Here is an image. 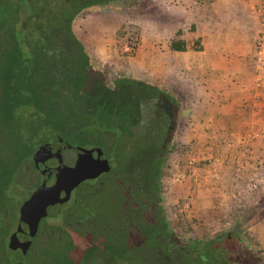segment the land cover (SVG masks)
Listing matches in <instances>:
<instances>
[{
  "label": "rangeland",
  "instance_id": "1",
  "mask_svg": "<svg viewBox=\"0 0 264 264\" xmlns=\"http://www.w3.org/2000/svg\"><path fill=\"white\" fill-rule=\"evenodd\" d=\"M66 1L0 0V27L4 26L7 31L3 36L0 33V264L64 263L67 258V244L60 245L62 248L54 253L38 238L28 255H22L11 250L6 241L7 232L17 227L21 205L39 183V171L34 161L29 162V157L37 147V151L43 147L41 142H49L64 155L72 153L66 144L86 150L100 148L112 164L118 162L120 166L131 164L135 167L136 178H139L138 168L142 169L144 162L151 165L153 156L163 152L172 131L175 134L169 146L170 153L164 160L161 180L166 226L164 229L157 227L148 246L122 254L121 264H264V163H261L264 160V133H255L254 139L248 135L241 138L240 141L249 142L247 148L240 145L237 151L226 149L218 155V152L197 146L200 136L189 133L187 122L170 128L173 121L176 124L183 120L180 100L189 96L187 91L179 92L183 83L181 85L176 75L181 72H171L174 62H182L176 57L179 54L170 49L171 42L182 31V38L190 48L192 46V54L198 56L197 52L202 51L204 44L200 37L204 32L199 31L203 26L198 18L213 11L216 0H125L110 4L109 8L102 4L90 5L94 0H70V6ZM243 1L244 9L239 11L244 17L243 23L247 24V20L255 17L259 20L260 31L254 38L251 58L255 60L257 76L263 81L264 69L258 70L257 61L259 42L264 37V6L257 7L252 0ZM30 6L36 11L37 24L27 21ZM84 6L73 21V31L94 63L105 73L109 93H105V103L97 109L99 117L94 108L90 109L88 103L76 97H69L64 108L57 111L59 116L74 113L80 117L82 112L91 113L92 119L88 122L80 119V123L87 126L83 132L87 133L85 139L77 138L79 135L72 137V131L63 134L58 130V134L51 135L50 129L45 130L43 119L38 121L44 114L31 117L37 111L23 104V100L32 97L15 96L21 78L18 76L14 84H9L7 69L16 67V59L23 55L27 57L30 47L33 52L34 45L28 37L30 31H38L40 20L44 24V17L56 20L60 15L68 19ZM17 21L19 30L14 28ZM23 22L24 31L21 28ZM40 67L45 69L44 65ZM172 76L174 80L170 81ZM174 85L180 89L177 93L172 89ZM194 87H190L191 92L196 90ZM166 90L178 97L179 109L173 105L172 97L166 96ZM14 106H17L15 110ZM257 139L263 141L260 140L263 147L253 145ZM217 176L221 182L219 177L216 180ZM103 180L105 176L90 180L88 184L93 189L94 185L104 183ZM85 185L73 192L60 216L49 220L50 225L63 224L66 212L74 206L81 207L80 213L71 212L70 221L77 224L84 216L102 223L123 205L122 195L118 194L122 188L117 189V184L112 181L103 184L102 192L85 198L80 206L73 205L74 200L86 193ZM133 193L139 195V189ZM146 221V215L139 218L141 223ZM234 228L248 229L254 244L259 243L260 254L254 251L256 255L243 254L241 259L230 244L219 239L225 231ZM72 233L73 239L83 238L80 230ZM80 243L85 245L83 240ZM110 244L123 252L127 243L117 238ZM87 264L95 263L91 260Z\"/></svg>",
  "mask_w": 264,
  "mask_h": 264
},
{
  "label": "trees",
  "instance_id": "2",
  "mask_svg": "<svg viewBox=\"0 0 264 264\" xmlns=\"http://www.w3.org/2000/svg\"><path fill=\"white\" fill-rule=\"evenodd\" d=\"M124 1L94 0V3L90 5L102 4L103 7L109 8L110 4ZM134 1L136 0L132 2ZM66 2L70 6V0ZM30 8L28 10L30 15L27 21L36 23V11L32 9V6ZM83 8L85 6L79 8L68 19L60 15L56 20L44 17L46 20L44 24L40 20L37 27L38 31H30L31 36L28 37L34 45L33 52L32 47H30L31 52L27 57L23 55L22 58L16 59V71L15 68L12 70L8 68L6 76V81L9 84H14V79L18 80V76L21 78V85L15 96L32 97L29 100L27 98L26 101L22 99V102L25 106L34 108L37 111L31 117L39 113L44 114V116L39 117L38 121L43 119L42 123H44L45 130L50 129L51 135L58 134V130H62L63 134L67 131H72V137L79 135L77 138L81 137V139L82 137L85 139L84 137L87 136V133H83L86 131L87 126L84 122V124H81L80 119L88 122L92 119V114L85 111L80 112L81 116L79 113L80 117H77V114L74 113L70 115H66V113L65 116H59L57 111L64 108L65 102L70 100L69 97H76V99L84 100V103H88L90 109L94 108L95 115L99 117L97 109L101 103H105V93H109L105 73L94 63L86 46L73 31V21ZM41 14L42 11L40 12ZM18 26L19 21H17L16 26L14 25V28L19 30ZM21 28L23 31L26 29L24 22ZM1 32L2 36L5 33L7 34L4 26L0 27ZM177 37V39L172 40L170 49L174 52H185L187 50V43L182 38L183 32L179 31ZM35 41L37 42L35 43ZM41 61L45 62V64H42ZM41 65H44L45 69H42ZM170 92L172 91L166 90L164 93L167 97H172L171 101L173 105L179 109L181 103ZM56 97H60V99L57 100ZM16 107H13L14 110ZM11 111L10 113H12ZM179 122L175 124L173 121L170 128H177ZM174 134L175 132L172 131L171 136L169 135L167 144L163 146V152L158 156L154 155L153 159L149 160V164L151 163V165L144 162L143 168H138L141 174L139 178H136L138 172L131 164L120 166L118 162H113L111 164V171L103 175V177L105 176L104 183H99L98 186L94 185L93 189L91 184H88L89 182L82 184H86V193L74 200L73 205L77 204L80 206L82 201L88 196H95L99 192H102L106 182L108 184L111 181L115 182L117 189L122 188L121 193L119 192L118 194L122 195L120 199H122L123 205L115 215L110 216L102 223L96 222V219L93 217L84 216L82 222L80 220L75 224L76 222L70 221L73 216L71 212L74 214L80 213L81 207L74 206L72 210L69 209L66 212L67 216H65L63 223L65 225L53 226L47 221L41 225L37 236V239L39 238L41 241L40 243L45 241L44 245L48 246L54 253L60 250V245L67 244L68 251L66 252L68 255L67 253L65 254L67 258L64 259V263L54 262L52 264H87L91 260L95 264H109L110 262H117L118 264L124 260L123 256H121L122 254H127L131 250L141 249L149 245L151 236L157 230V227L164 229V226H166L164 222L166 219L164 217L165 210L162 201L163 185L161 180L164 171V160L170 153L169 146ZM41 143L44 147L49 142ZM37 148L34 151L35 153H37ZM31 150L33 151L32 148ZM34 152L30 154L29 162L33 161L32 155ZM128 185L129 188L126 189ZM137 189H139V195L138 193H133ZM81 197L83 199H80ZM143 215H146L147 221L141 223L139 222V218ZM73 230H80L83 238H79L78 240L73 239ZM10 233L7 232L6 237ZM117 238L127 243L125 244V251L119 252L115 246H111L110 242H114ZM219 239L225 240V243L230 244L235 249L236 256H239L241 259L243 254L247 255V253H250L251 255H256L253 253L254 251L260 254L259 243L254 244L255 241L246 228L229 229L219 236ZM81 240H83L85 245H81Z\"/></svg>",
  "mask_w": 264,
  "mask_h": 264
},
{
  "label": "crops",
  "instance_id": "3",
  "mask_svg": "<svg viewBox=\"0 0 264 264\" xmlns=\"http://www.w3.org/2000/svg\"><path fill=\"white\" fill-rule=\"evenodd\" d=\"M252 2L257 7L264 6V0ZM213 4V11L198 18L206 26L205 30L199 27L204 32L200 36L202 51L193 55L189 44L185 52L173 51L182 62L173 61L171 72L180 71L176 77L183 83L181 90L174 85L173 91L189 94L180 100L184 115L179 124L187 122L189 133L200 136L197 146L219 155L226 149L236 151L240 145L247 148L249 142H242L241 138L248 135L254 139L255 133H264V80L257 76L255 60L251 58L254 38L260 31L259 20L255 17L243 23L244 17L239 14L244 9L243 0H216ZM250 13L253 15V11ZM191 86L196 90L191 92ZM260 140L253 145L263 147ZM205 155L203 152V158ZM217 179L221 182L220 176Z\"/></svg>",
  "mask_w": 264,
  "mask_h": 264
},
{
  "label": "water",
  "instance_id": "4",
  "mask_svg": "<svg viewBox=\"0 0 264 264\" xmlns=\"http://www.w3.org/2000/svg\"><path fill=\"white\" fill-rule=\"evenodd\" d=\"M71 150L74 157L63 155L48 144L34 155L43 182L20 209L18 228L10 238L11 250L21 249L26 254L38 234L42 219L58 217L80 185L111 171L102 149L71 147Z\"/></svg>",
  "mask_w": 264,
  "mask_h": 264
},
{
  "label": "flooded vegetation",
  "instance_id": "5",
  "mask_svg": "<svg viewBox=\"0 0 264 264\" xmlns=\"http://www.w3.org/2000/svg\"><path fill=\"white\" fill-rule=\"evenodd\" d=\"M46 145H47V144H46ZM71 147H72V146H67L66 148H68V150L72 152ZM55 149H56V148H55ZM57 149H58V148H57ZM62 154H63V153H62ZM63 155H64V154H63ZM66 156L74 157V154H73V153H71V154H66ZM66 156H65V157H66ZM33 157H34V156H33ZM108 160H109V163H111V162H110L111 159L108 158ZM33 161H34V158H33ZM34 163H35V162H34ZM111 164H112V163H111ZM111 164H110V165H111ZM35 167H36V165H35ZM36 168H37V167H36ZM37 169H38V168H37ZM111 169H112V165H111ZM38 171H39V170H38ZM104 174H106V173H104ZM104 174H102L101 176H103ZM101 176H100V177H101ZM100 177H98V178H100ZM38 178H39V183H38V185L36 186V189H37V188L42 184V182H43V175H42L40 172H39V177H38ZM98 178H97V179H98ZM89 181H90V180H89ZM91 181H93V180H91ZM86 182H88V181H86ZM86 182H84V183H86ZM84 183H83V184H84ZM36 189H35V190H36ZM35 190H33V191H35ZM33 191H32V193H34ZM32 193H31V195L28 197V199H26V201L29 200V199L31 198ZM71 198H72V197H71ZM26 201H24V203H25ZM24 203H23V204H24ZM23 204H22V205H23ZM22 205H21V207H22ZM21 207H20V209H21ZM20 209H19V218H20ZM61 213H62V212H61ZM59 216H60V215H59ZM59 216H58V217H59ZM19 218L16 220V221H17V227H16V229H15V230L13 229L12 232L6 237V241H7L8 247H9V243H10V238H11V236L13 235V233H14V232L17 230V228H18V225H19ZM53 219H54V218H51V217H49V218H45V219H42L41 222H40L39 230H40V228H41L42 222H43V223L46 222V221L49 222V220H53ZM15 223H16V222H15ZM38 233H39V231H38ZM37 236H38V234H37ZM37 236L35 237L33 243L36 241ZM8 238H9V239H8ZM33 243H32V245H33ZM31 248H32V246H31ZM31 248H30V249H31ZM30 249H29V251H28L26 254H24V253L22 252L21 249L16 250V252L22 253V255H28V253L30 252ZM13 251H14V250H13ZM19 264H24V263L20 262ZM118 264H121V263H118Z\"/></svg>",
  "mask_w": 264,
  "mask_h": 264
},
{
  "label": "built area",
  "instance_id": "6",
  "mask_svg": "<svg viewBox=\"0 0 264 264\" xmlns=\"http://www.w3.org/2000/svg\"><path fill=\"white\" fill-rule=\"evenodd\" d=\"M261 40L262 41L259 42V51H258V61H257L258 70L264 69V37ZM263 175H264V170H263Z\"/></svg>",
  "mask_w": 264,
  "mask_h": 264
}]
</instances>
